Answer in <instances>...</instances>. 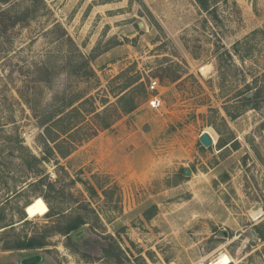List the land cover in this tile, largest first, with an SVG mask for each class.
Instances as JSON below:
<instances>
[{
    "label": "rangeland",
    "instance_id": "374dc122",
    "mask_svg": "<svg viewBox=\"0 0 264 264\" xmlns=\"http://www.w3.org/2000/svg\"><path fill=\"white\" fill-rule=\"evenodd\" d=\"M43 1L0 35V264H264V0ZM84 95V131L110 127L39 165L40 122Z\"/></svg>",
    "mask_w": 264,
    "mask_h": 264
},
{
    "label": "trees",
    "instance_id": "16d2710c",
    "mask_svg": "<svg viewBox=\"0 0 264 264\" xmlns=\"http://www.w3.org/2000/svg\"><path fill=\"white\" fill-rule=\"evenodd\" d=\"M198 3L203 7L202 0H198ZM17 6V0H0V35L6 34V32L10 28L15 27L16 25H21V23L27 22L30 16L35 14L37 11L47 10L46 4L43 0L31 1L30 7L26 10L23 9L22 12L16 11ZM54 27L55 29L60 28L59 25H54ZM63 34V36L67 38L68 42L75 48L80 61L83 62L84 66L87 68V72H89L90 75H93L89 61L85 59V57L80 53L78 48L74 45L67 34L65 32ZM120 94H118L117 96H119ZM86 96L87 95L81 96L70 101L67 105L57 107L55 111H53V114L51 115L49 120H43L40 122V127L43 129V132L39 136V139L42 140L41 146L43 149V156L39 160L32 156V158L37 161L39 165L49 163L50 161L56 162L57 157L61 159L67 158L75 150L78 144L93 137L99 130L98 128L107 129L110 127V123L108 122L96 126H91L90 124H88L91 129H89V131H84L83 125L85 121L84 119L80 120L79 117L81 119L83 118V111L81 109V106L89 100V97L86 98ZM145 96H148L146 89L143 91V98H145ZM124 99L125 95H121L117 99V115L119 113L128 114L137 107V103L133 100L130 101V103L126 107H123L121 104L123 103ZM89 115H92L95 118L101 116L96 112V110L91 111ZM29 170L32 172V175L34 177L40 176L38 175L40 169H37L36 171H32V169ZM41 180L42 179H38V181L33 184L37 186L41 184ZM81 184L85 187L90 196H98L96 190L89 182H82ZM102 192H104L103 189ZM42 199L48 207V212L52 211L53 209L50 201L46 200L45 197H42ZM68 219L69 220L65 224L64 228L59 229V234L67 236L87 224L85 217H83L79 213L75 214L74 217H68ZM255 234L260 241L264 242V232L256 230ZM42 240L43 239L39 240L38 238L32 237L23 241H19L15 245V249L26 250L40 247L43 246Z\"/></svg>",
    "mask_w": 264,
    "mask_h": 264
},
{
    "label": "built area",
    "instance_id": "2783aa9c",
    "mask_svg": "<svg viewBox=\"0 0 264 264\" xmlns=\"http://www.w3.org/2000/svg\"><path fill=\"white\" fill-rule=\"evenodd\" d=\"M158 82L157 80H151L147 87V93L150 95L149 99L147 100V104L152 110H159L161 107V99L158 95Z\"/></svg>",
    "mask_w": 264,
    "mask_h": 264
},
{
    "label": "bare ground",
    "instance_id": "6f19581e",
    "mask_svg": "<svg viewBox=\"0 0 264 264\" xmlns=\"http://www.w3.org/2000/svg\"><path fill=\"white\" fill-rule=\"evenodd\" d=\"M28 218H34L41 213V207L37 203H33L25 208ZM257 219V218H256ZM226 260H223L220 264H227Z\"/></svg>",
    "mask_w": 264,
    "mask_h": 264
},
{
    "label": "water",
    "instance_id": "95a60500",
    "mask_svg": "<svg viewBox=\"0 0 264 264\" xmlns=\"http://www.w3.org/2000/svg\"><path fill=\"white\" fill-rule=\"evenodd\" d=\"M199 140L204 147H210L212 145V140L207 134H202Z\"/></svg>",
    "mask_w": 264,
    "mask_h": 264
}]
</instances>
